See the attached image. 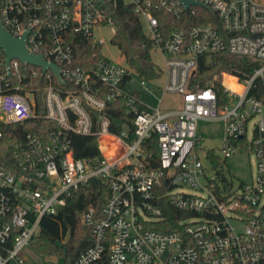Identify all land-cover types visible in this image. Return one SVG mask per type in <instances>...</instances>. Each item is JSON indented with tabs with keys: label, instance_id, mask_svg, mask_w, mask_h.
<instances>
[{
	"label": "built area",
	"instance_id": "built-area-1",
	"mask_svg": "<svg viewBox=\"0 0 264 264\" xmlns=\"http://www.w3.org/2000/svg\"><path fill=\"white\" fill-rule=\"evenodd\" d=\"M121 1L133 6L153 47L167 56V83L161 89L164 96H180L177 107L162 109L163 98L156 108L147 107L127 88L131 68L102 52L90 69L73 65L70 36L82 35L102 48L105 40H95L94 30L110 26L115 34L110 12ZM197 1L211 8L221 31L197 24L171 30L165 38L155 11L181 19L204 8L180 0H0L3 26L15 37L27 34L28 51L56 64L65 81L51 68L18 59L8 66L5 58L0 68V121L38 117L54 123L44 137L29 132L13 143L12 169L0 164V264H27L24 251L42 218L57 215L92 179L107 184L110 193L100 211L82 212L92 243L72 264H264V0ZM225 50L253 68L244 78L223 73L241 89L222 80L225 100L212 83L192 89L200 56ZM20 64L31 67L21 72V80L41 77L46 83L42 115L35 113L33 88L11 91L10 76ZM141 85L151 90L144 79ZM121 98L134 115V134L130 127L122 135L113 133L104 114ZM199 121L223 122L224 162L237 151L254 153L251 181L235 187L213 150L206 151L216 174L209 177L199 155ZM73 135L95 136L102 155L76 158ZM155 142L158 167L147 149ZM165 201L188 213L175 229L164 227Z\"/></svg>",
	"mask_w": 264,
	"mask_h": 264
},
{
	"label": "trees",
	"instance_id": "trees-1",
	"mask_svg": "<svg viewBox=\"0 0 264 264\" xmlns=\"http://www.w3.org/2000/svg\"><path fill=\"white\" fill-rule=\"evenodd\" d=\"M154 13L159 19L160 28L164 32L165 38L168 37L171 30L197 24H212L218 30H222L215 15L201 7L197 8L195 16L185 15L181 19H177L164 10H157ZM110 14L116 28L112 42L120 49L126 64L144 80L151 81L161 77L162 71L152 59V40L147 35L133 6L121 1L116 7H113ZM70 43L74 51V66L85 69L94 66L101 53L100 46L94 45L87 38L76 34L70 36ZM5 58L6 54L0 47V68L5 66ZM30 69V66L24 68V66L21 67V64L19 65L15 76H10L11 91L24 93V91L33 88L34 110L37 115H42L44 114V105L41 100V89L46 83L41 77H27L21 80V72ZM223 73L244 78L253 73V68L236 59L228 50L203 55L199 58L191 88L195 89L197 86H207L212 83L218 96L225 100L227 93L222 83ZM134 94L140 99L138 93L134 92ZM139 107L144 108L142 104H139ZM104 114L112 121L110 130L113 133L122 135L124 126L128 125L130 133L134 134V115L130 113L126 98L109 104ZM93 115L96 118L97 114L93 113ZM53 128L54 123L38 117L26 120L24 123L6 124L0 121V164L12 169L14 167L13 143L16 140L24 139L29 132H35L44 137ZM72 148L76 158L102 155L95 136L73 135ZM147 149L148 153L152 152V165L158 167L159 151L156 142L148 145ZM107 155L110 159L113 158L112 152ZM209 157L215 164L219 163V160L214 158V152L210 151ZM109 193L107 184L92 179L86 186L73 193L66 206L57 215H45L42 218L39 233L32 239L31 247L43 255L58 254L65 258L66 264H72L80 252L92 243L91 230L80 221L82 212L89 207L100 211ZM161 205L164 208V227L166 229L177 228L179 221L188 216V213L177 210L168 201L162 202ZM69 232L71 235L67 241Z\"/></svg>",
	"mask_w": 264,
	"mask_h": 264
},
{
	"label": "rangeland",
	"instance_id": "rangeland-1",
	"mask_svg": "<svg viewBox=\"0 0 264 264\" xmlns=\"http://www.w3.org/2000/svg\"><path fill=\"white\" fill-rule=\"evenodd\" d=\"M113 37L114 33L110 26H104L94 30L95 40H105L101 49L103 56L125 65V58L120 49L112 42ZM151 54L154 63L162 71L161 77L151 81L145 80L151 87V90H148L141 85L143 79L140 78L134 70L130 69V80L127 83V88L130 91L138 93L140 101L149 108H156L159 105V100L161 98H163V103L161 105L162 109L171 106L177 107L181 99L180 96L171 94L164 96L161 89V87L167 83V69L165 62L167 56L163 55L157 46L153 47ZM222 80L226 82L227 79L222 77ZM198 131L203 135L199 155L208 171L209 177H214L216 174L213 170L211 161L206 157V151L213 150L216 155L220 157V169L224 170V176L232 179L235 187H238L241 182L251 181L257 165V158L254 153L248 150L237 151L232 157L224 162L221 153L225 136L223 122L199 121ZM227 166L231 169L230 174ZM24 256L27 259V264H66L64 257L58 254L43 255L35 251L32 247H29L24 251Z\"/></svg>",
	"mask_w": 264,
	"mask_h": 264
},
{
	"label": "water",
	"instance_id": "water-1",
	"mask_svg": "<svg viewBox=\"0 0 264 264\" xmlns=\"http://www.w3.org/2000/svg\"><path fill=\"white\" fill-rule=\"evenodd\" d=\"M103 1V0H101ZM186 7L190 5L203 6L207 10L211 11V8L205 6L200 1L197 0H180ZM26 37L25 34L22 37L13 36L4 26L0 19V47L4 50L6 54V64L9 66L13 59H18L22 62L42 67L44 70L51 68L56 76L60 79L62 83H65L63 78L59 74V67L54 63H49L42 55L31 54L26 47ZM124 129L129 130V126H125ZM71 233L69 232L67 241L70 238Z\"/></svg>",
	"mask_w": 264,
	"mask_h": 264
},
{
	"label": "bare ground",
	"instance_id": "bare-ground-1",
	"mask_svg": "<svg viewBox=\"0 0 264 264\" xmlns=\"http://www.w3.org/2000/svg\"><path fill=\"white\" fill-rule=\"evenodd\" d=\"M226 79L227 80L225 83L230 85L234 90L239 91L241 89V87L236 84L235 79H233L232 77H229V76H227Z\"/></svg>",
	"mask_w": 264,
	"mask_h": 264
},
{
	"label": "crops",
	"instance_id": "crops-1",
	"mask_svg": "<svg viewBox=\"0 0 264 264\" xmlns=\"http://www.w3.org/2000/svg\"><path fill=\"white\" fill-rule=\"evenodd\" d=\"M172 107V106H171ZM171 107H168V108H166V109H169V108H171Z\"/></svg>",
	"mask_w": 264,
	"mask_h": 264
}]
</instances>
